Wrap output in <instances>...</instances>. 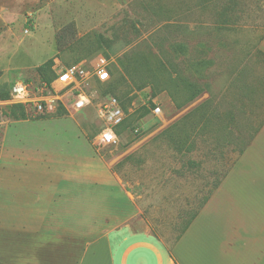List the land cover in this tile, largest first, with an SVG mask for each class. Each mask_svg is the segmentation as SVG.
<instances>
[{
	"label": "rangeland",
	"instance_id": "obj_1",
	"mask_svg": "<svg viewBox=\"0 0 264 264\" xmlns=\"http://www.w3.org/2000/svg\"><path fill=\"white\" fill-rule=\"evenodd\" d=\"M47 1L0 0V88H9L16 80L35 85L39 69L49 60L58 59L64 67H70L95 62L102 56L107 60L110 80L98 86L97 94L106 91L126 107L129 115L126 123L114 129L120 135L119 146L98 148L93 144L99 125L93 108L75 115L63 111L24 120H13L4 113L0 152H14V161L24 165L37 156L41 159L36 151H57L66 156V163L75 160L78 163L74 165L84 164L88 181L94 169L101 170L107 180L103 162L114 166L136 151L117 166L118 172L135 195L149 231L170 247L189 213L197 209L235 160L228 151L225 156L213 157L212 145L205 143H197L191 152L180 155L157 140V135L166 133L176 119L191 110L188 107L176 113L174 109L169 95L173 98L175 75L206 86L212 99L222 102L228 73L238 66V59L244 60L256 50L264 32L259 30L264 28V0H117L111 13L89 11L79 16L78 25H67L77 17L68 7H62L60 13L49 12ZM52 5L57 8L55 2ZM189 25L199 26L191 31ZM226 25L241 28L229 30ZM180 43L185 46L183 54L175 49ZM197 65L199 73L194 68ZM165 86L167 94L163 93ZM92 94L94 104L96 95ZM205 99L200 98L198 103ZM157 106L161 113L154 116L151 112ZM144 109H150L149 113L138 118ZM8 148L11 150L7 152ZM44 156L48 161L49 155ZM259 160L252 157L248 162L255 165ZM253 176L252 169H246L243 181L250 183H243V190L223 192L224 198L232 199L227 204L264 211V203L257 204L264 200V193L254 202ZM255 178L260 181V174ZM258 192H264V187ZM255 221L259 224V219ZM260 226L263 230L264 223ZM137 240L140 237L130 239L123 247ZM120 252L117 248L116 261ZM138 256L144 259L142 264H157L146 250L132 252L129 264H138Z\"/></svg>",
	"mask_w": 264,
	"mask_h": 264
},
{
	"label": "crops",
	"instance_id": "obj_2",
	"mask_svg": "<svg viewBox=\"0 0 264 264\" xmlns=\"http://www.w3.org/2000/svg\"><path fill=\"white\" fill-rule=\"evenodd\" d=\"M68 1L50 0L46 4L49 12L60 13L62 7H68L77 15L67 25H78L79 16L89 11L111 13L117 7V0ZM54 2L58 9L52 5ZM189 26L194 31L199 25ZM226 27L239 30L241 25ZM59 42L58 38V45ZM175 49L181 54L185 52L181 43ZM92 63L84 61L73 66L88 68ZM58 67L69 68L54 59L52 69ZM197 67L194 68L199 73ZM228 75L222 105L217 101L219 98L212 99L206 86L187 82L181 74L175 75L174 109L176 113L188 107L191 110L175 120L173 134L162 133L157 135V140L180 155L191 152L197 143H205L212 145L213 157L225 156L228 151L235 160L197 209L189 213L170 247L149 231L135 195L118 172L117 166L132 158L136 151L129 152L114 166L102 161L108 181L102 178L101 170L95 169L88 174L87 181L84 164L74 165L78 163L75 160H68V164L66 156H60L57 151H36L35 154L42 155L40 160L37 156L20 165L14 161V152L3 154V149L0 152V263L129 264L132 252L146 250L154 255L157 264H264V229L260 226L264 223V211L235 208L227 204L232 199L224 198L226 189L243 190V183H250L242 177L249 168L254 175V202L264 193L258 192L264 187V32L256 50L244 60L238 59V66ZM90 86L96 90L102 85L92 81ZM204 96L206 99L198 103ZM44 155H49L48 161ZM252 157L260 158L259 164L250 165L248 160ZM256 174H260V181ZM235 179L242 182H234ZM260 202L264 200L257 204ZM135 237L140 240L123 247ZM117 248L121 252L116 261ZM143 262L140 256L135 260L138 264Z\"/></svg>",
	"mask_w": 264,
	"mask_h": 264
},
{
	"label": "built area",
	"instance_id": "obj_3",
	"mask_svg": "<svg viewBox=\"0 0 264 264\" xmlns=\"http://www.w3.org/2000/svg\"><path fill=\"white\" fill-rule=\"evenodd\" d=\"M108 63L103 57L96 59L88 68L82 65L69 68L52 69L54 80L48 86L38 82L16 80L6 87L8 97H0V123L8 107L22 106L28 118L50 116L62 107L69 114H79L93 108L98 121V130L93 137V144L98 148H111L119 145V137L114 129L121 126L128 116L120 103L112 96L97 94V89L90 86L92 81L98 84L109 82ZM94 92L96 102L93 104ZM129 112V111H128ZM158 116L161 109L157 106L151 112Z\"/></svg>",
	"mask_w": 264,
	"mask_h": 264
},
{
	"label": "trees",
	"instance_id": "obj_4",
	"mask_svg": "<svg viewBox=\"0 0 264 264\" xmlns=\"http://www.w3.org/2000/svg\"><path fill=\"white\" fill-rule=\"evenodd\" d=\"M52 66H53V60H49L43 67H41L39 69L40 75H39L38 79L40 80L41 83H44L48 86L52 83V81L55 78L54 73L52 71ZM0 77H1V73H0ZM174 87H175V80L173 81V86H172L173 90H174ZM6 89H7L6 87L0 88V97L2 99H6L8 97V92ZM163 91H167L166 86L163 87ZM101 95L105 96V95H108V93L106 91H104V92H102ZM169 97L173 101L172 96L169 95ZM119 103H120L121 107L123 108V110L126 113H128L127 112L128 110L126 109V107L123 104H121V102H119ZM153 107L154 106L152 105V108ZM63 111L65 112V110L62 107H59L55 114L59 115ZM149 111H150V109H144L143 112L141 114H139L138 118L144 117L145 115H147L149 113ZM5 115L9 116L13 120H24L28 117L26 110L22 106L8 107L7 110L5 111ZM38 118H42V117H38ZM125 121H126V119H125ZM124 122H123V124H124ZM125 127H126V124H125ZM173 132H174V126H171V128L166 133H163V134H173ZM118 137H120V135Z\"/></svg>",
	"mask_w": 264,
	"mask_h": 264
}]
</instances>
